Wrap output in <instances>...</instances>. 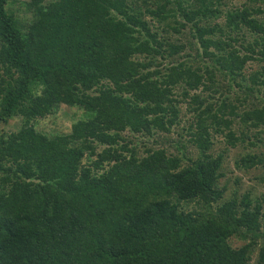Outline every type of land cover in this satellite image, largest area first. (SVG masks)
<instances>
[{"label":"trees","instance_id":"obj_1","mask_svg":"<svg viewBox=\"0 0 264 264\" xmlns=\"http://www.w3.org/2000/svg\"><path fill=\"white\" fill-rule=\"evenodd\" d=\"M255 184L264 0H0V264H264Z\"/></svg>","mask_w":264,"mask_h":264},{"label":"rangeland","instance_id":"obj_2","mask_svg":"<svg viewBox=\"0 0 264 264\" xmlns=\"http://www.w3.org/2000/svg\"><path fill=\"white\" fill-rule=\"evenodd\" d=\"M222 20L219 19V21ZM78 113L79 116H83L84 112L80 109L78 111H76ZM58 116L57 118L55 119V122L53 124L49 123L47 125H44L45 127L44 128H56L57 130H67V128H69V125L71 124V119H70V116H71V112L69 110V108H65V107H62L59 111H58ZM76 115V114H75ZM77 119H79V117H77ZM10 126H17V121H13L12 124ZM9 126V127H10ZM238 150L237 149H231L230 152H231V155H234ZM230 159V158H229ZM231 168H233L232 166V163H231ZM235 175H241L242 176V179H241V182H242V185H243V188H247L249 187L251 184H252V181L250 179H248V177L246 176H243L242 174H240L238 171L234 170L233 173L230 175L231 176V183H232V180L233 178L235 177ZM256 185V184H255ZM257 187V191L259 193H261L264 189V186L262 185H256Z\"/></svg>","mask_w":264,"mask_h":264}]
</instances>
